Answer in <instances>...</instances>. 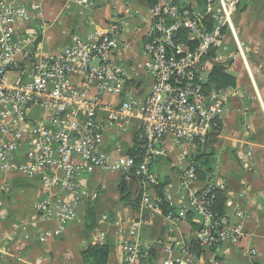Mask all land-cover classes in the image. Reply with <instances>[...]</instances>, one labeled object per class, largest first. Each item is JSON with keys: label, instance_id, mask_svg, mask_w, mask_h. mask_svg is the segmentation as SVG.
Listing matches in <instances>:
<instances>
[{"label": "built area", "instance_id": "obj_1", "mask_svg": "<svg viewBox=\"0 0 264 264\" xmlns=\"http://www.w3.org/2000/svg\"><path fill=\"white\" fill-rule=\"evenodd\" d=\"M240 4L154 0L147 11L144 59L119 64L129 48L123 32L134 16L131 11L124 17L114 14L103 27L87 18L85 35H71L51 54L43 49L50 25L43 18L42 0H0V177L17 174L40 182L32 216L20 224L23 230L45 243L79 222L80 205L98 197L88 189L87 176L99 170L132 177L142 186L136 219L122 211L114 217L102 214L96 222V236L105 234V225L115 230L120 264H201L182 232L189 213L197 217L195 242L200 248L239 246L246 213L217 212L215 200L222 185L212 179L201 185L187 157L206 144L213 123L235 93L206 86L213 65L239 59L254 83L248 58L257 55L258 44L234 35L235 51L226 50ZM96 6L95 0H65L63 9L92 11ZM141 74L151 85L139 100L130 84ZM133 121L141 137L133 150L139 156L122 149ZM110 132L115 144L109 152L105 135ZM249 146L245 143L240 155L248 171L253 166ZM172 149L181 155L177 189L186 199L180 202L170 185L161 195L151 190L159 184L153 163ZM6 192L1 184L0 216ZM259 197L264 200V193ZM146 214L160 217L162 238L142 236ZM6 236L0 233V242L8 243ZM14 250L19 254L20 245ZM248 253L256 255L254 249Z\"/></svg>", "mask_w": 264, "mask_h": 264}, {"label": "crops", "instance_id": "obj_2", "mask_svg": "<svg viewBox=\"0 0 264 264\" xmlns=\"http://www.w3.org/2000/svg\"><path fill=\"white\" fill-rule=\"evenodd\" d=\"M64 3L65 0H42L43 18L50 25L43 45L45 51L56 54L67 44L71 35L84 36L87 18L103 27L114 14L124 17L128 10L134 15L123 32L129 48L119 64L137 63L144 59L142 46L147 32V0H95L97 6L92 11L78 7L64 10ZM233 24V34L227 33V51H235L234 35L241 42L250 40L258 44L257 55L248 58L254 83L249 80L239 59L222 61L224 73L235 80V86L227 90L235 93L226 102L214 144L203 148L199 156L208 155L213 162L210 175L213 181L222 185L219 193L223 211L228 214L236 210L246 213L247 218L243 223L245 237L239 246L227 243L215 249H202L195 242L197 217L189 213L182 223V232L188 235L186 244L190 241L192 246L198 247V255L191 251L201 264H264V200L259 197L260 193H264V0H241ZM77 80L75 77L74 81ZM130 85L133 96L142 100L150 88L151 79L141 74ZM140 141L138 124L133 121L122 141L123 151L129 153L141 144ZM245 143L250 145L253 156L250 171L240 157ZM114 144L113 132L107 133L105 149L112 151ZM180 156L178 150L172 149L167 157L158 158L151 167L161 182L157 185L158 189L153 187L151 190L161 195L170 185L177 202L186 199L184 192L177 189V179L182 169L177 164ZM86 182L90 191H97V199L80 205L79 222L68 225L59 237L39 243L34 233L23 230L20 225L32 216V205L40 192L39 180L17 174L0 177V185L7 186L3 215L0 216V233L9 238L8 243L0 242V264H83V253L89 247L106 243L112 246L106 264H120L121 252L115 230L105 225L101 228L105 234L96 236V225L91 227L85 224L87 206L92 204L96 222L102 214L114 217L122 211L129 214L130 220L136 219L139 216L137 209L142 186L132 177L111 175L99 170L87 176ZM18 223L19 229L16 228ZM42 228L51 227L44 225ZM142 236L148 239L162 238L159 216H143ZM17 244L21 248L19 254L14 250ZM251 249L256 251V255H249Z\"/></svg>", "mask_w": 264, "mask_h": 264}, {"label": "trees", "instance_id": "obj_3", "mask_svg": "<svg viewBox=\"0 0 264 264\" xmlns=\"http://www.w3.org/2000/svg\"><path fill=\"white\" fill-rule=\"evenodd\" d=\"M149 5H153L154 0H147ZM206 86L209 89H228L233 88L235 86V80L233 77L224 73V65L223 64H215L212 67L211 73L208 77V82ZM219 128V120L215 121L212 125L211 133L207 138V142L205 145L199 147L196 152L191 154L188 159L195 165V174L198 177L201 184H205L208 180L211 179V171L213 162L209 158L208 155L199 156L202 149L208 146H211L215 142V134H217ZM132 156H139L135 151L131 150L129 152ZM159 183H161L159 181ZM163 185V184H162ZM158 189V187H155ZM221 195L218 192L216 195L215 200V210L220 214H224L225 212L222 209V199ZM86 217H85V224L94 227L96 225V220L93 214L92 204L87 206L86 210ZM111 243H106L105 245L101 246H91L89 247L86 252L83 253V264H106L107 257L111 252Z\"/></svg>", "mask_w": 264, "mask_h": 264}, {"label": "water", "instance_id": "obj_4", "mask_svg": "<svg viewBox=\"0 0 264 264\" xmlns=\"http://www.w3.org/2000/svg\"><path fill=\"white\" fill-rule=\"evenodd\" d=\"M140 140H141V137H140ZM140 143H141V141H140ZM132 146H133V145H132ZM187 246H188L192 251H194V252L196 253V255H198V252H199L198 247H196V246H192L191 243H190V241H188Z\"/></svg>", "mask_w": 264, "mask_h": 264}]
</instances>
